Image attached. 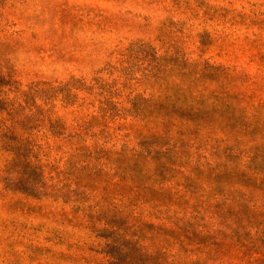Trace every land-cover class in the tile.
<instances>
[{"label": "rangeland", "instance_id": "374dc122", "mask_svg": "<svg viewBox=\"0 0 264 264\" xmlns=\"http://www.w3.org/2000/svg\"><path fill=\"white\" fill-rule=\"evenodd\" d=\"M264 264V0H0V264Z\"/></svg>", "mask_w": 264, "mask_h": 264}, {"label": "trees", "instance_id": "16d2710c", "mask_svg": "<svg viewBox=\"0 0 264 264\" xmlns=\"http://www.w3.org/2000/svg\"><path fill=\"white\" fill-rule=\"evenodd\" d=\"M109 256L115 260H118V262L121 264H135L136 262L134 256H122V254H111V252L109 253ZM155 261L156 258L151 255V257L146 261L145 264H156Z\"/></svg>", "mask_w": 264, "mask_h": 264}]
</instances>
